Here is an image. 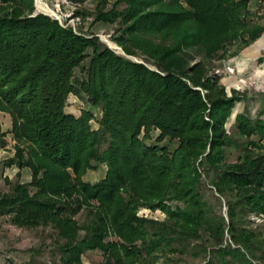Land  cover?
Instances as JSON below:
<instances>
[{"label": "trees", "instance_id": "16d2710c", "mask_svg": "<svg viewBox=\"0 0 264 264\" xmlns=\"http://www.w3.org/2000/svg\"><path fill=\"white\" fill-rule=\"evenodd\" d=\"M251 1L114 0L107 9L109 0H100L93 22L117 24L116 43L152 69L35 13L34 0H0V112L15 141L0 165L31 173L28 182L4 178L0 216L19 229L52 228L58 264H83L82 255L95 251L103 264H179L184 256L264 264L261 233L245 226L251 214L264 218V112L253 118L245 104L234 113L245 97L226 95L213 62L264 33ZM70 95L78 113L67 110ZM83 104L101 110L96 128ZM4 136L0 124V149ZM228 149L239 151L234 160ZM199 157L216 198L226 200L227 221L203 198ZM100 165V180L83 178ZM142 206L165 218L137 216ZM83 208L89 220L80 225ZM225 233L233 246L224 245Z\"/></svg>", "mask_w": 264, "mask_h": 264}, {"label": "rangeland", "instance_id": "374dc122", "mask_svg": "<svg viewBox=\"0 0 264 264\" xmlns=\"http://www.w3.org/2000/svg\"><path fill=\"white\" fill-rule=\"evenodd\" d=\"M100 0H86L85 2L78 4L71 0H34L35 13L45 14L52 19L56 20L62 26L71 27L75 32H81L88 37L97 36L99 40L116 52L130 60L144 63L148 67L155 69V67L145 61L144 58L134 55H126L121 46H119L114 40L116 34L117 24H108L103 22H93L95 16V9ZM114 0H109L110 8L111 3ZM258 0H252L249 4V12L254 16V23L264 25V5H259ZM257 10H260V15L257 19ZM106 39V40H105ZM111 42L115 47L107 44ZM119 47V48H118ZM117 49V50H116ZM120 49V50H118ZM90 52V49L88 50ZM237 52L236 54H234ZM221 53V51L219 52ZM264 54V33L258 40L254 41L247 47L238 50L236 45L229 47L225 57L220 60L213 61L218 65L216 68H223L224 65L234 66L236 73L234 76H228L223 74L220 79V84L225 87L227 96H231L232 92L242 94L245 99L236 103L234 107V113H239L243 110L246 104L249 107V113L251 117L255 118L257 113L264 112V62L257 63V59ZM80 72L77 71V74ZM67 110L73 113H78L79 101L75 96L70 95L67 100ZM74 106V107H71ZM83 108L90 109L93 114V120L91 125L93 128L97 127V121L100 119L102 112L99 108H91L88 105L83 104ZM233 114V113H232ZM264 118V114L262 115ZM234 117L231 115L225 123V128L228 132L233 129ZM0 124L4 132V138L6 145L0 149V158L6 159L12 157L14 154L15 141L10 135L11 121L7 114L0 112ZM158 136V131H151V140L154 142ZM163 145H166L170 151L176 147V142L163 141ZM106 147V144L100 146V151ZM239 151L228 149L226 158L228 160H234ZM199 157L196 161L197 172L200 173V190L203 198L212 205L218 213H220L225 220H228V208L225 198L221 197L219 200V193L217 192L213 184V174L207 171V167L200 165ZM106 167L100 165L95 171H89L83 178L89 182H96L103 177ZM209 172V173H207ZM30 170L27 168L18 169L16 166L4 167L0 165V190L1 192H7L8 186L5 184L4 178L6 177L10 182H28L30 180ZM215 197V198H214ZM136 215L143 218L152 217L154 219L163 220L165 215L159 209L151 210L148 207H139ZM75 218L80 225L85 224L89 220L88 212L83 208ZM250 224L245 225L246 228L256 232H260L259 245L257 242L254 244L257 249V245L260 250H264V218L255 214H251L249 217ZM81 236L84 231L80 232ZM225 242L234 245L230 239L228 233H225ZM56 233L50 228L39 227L37 229H18L8 224L6 216H0V264H58L59 253L56 249ZM210 249L211 245H207ZM31 250V251H30ZM257 254V250H256ZM209 253L205 254V261L209 257ZM83 264H103L102 257L99 252H87L82 255ZM255 264H259L256 259L253 260ZM203 260H193L188 256H184L179 264H201ZM158 264L161 263V260Z\"/></svg>", "mask_w": 264, "mask_h": 264}, {"label": "built area", "instance_id": "2783aa9c", "mask_svg": "<svg viewBox=\"0 0 264 264\" xmlns=\"http://www.w3.org/2000/svg\"><path fill=\"white\" fill-rule=\"evenodd\" d=\"M214 73L219 74V75L225 74L228 76H234L236 73V70H235L234 66L227 64V65H224L223 68H221V69L216 68L214 70Z\"/></svg>", "mask_w": 264, "mask_h": 264}, {"label": "bare ground", "instance_id": "6f19581e", "mask_svg": "<svg viewBox=\"0 0 264 264\" xmlns=\"http://www.w3.org/2000/svg\"><path fill=\"white\" fill-rule=\"evenodd\" d=\"M39 1V0H38ZM106 40V39H105ZM108 43L107 44H109L110 46H112V47H115V45L114 44H112L111 42H109V41H107ZM119 48V47H118ZM117 50V49H116ZM118 50H120V49H118Z\"/></svg>", "mask_w": 264, "mask_h": 264}, {"label": "crops", "instance_id": "0c3cea01", "mask_svg": "<svg viewBox=\"0 0 264 264\" xmlns=\"http://www.w3.org/2000/svg\"><path fill=\"white\" fill-rule=\"evenodd\" d=\"M258 39H259V38H258ZM258 39H257V40H258ZM257 63H258V59H257ZM258 64H259V63H258ZM86 175H88V174H86ZM86 175H85V176H86ZM12 227H13V226H12ZM14 228H16V227H14ZM18 229H19V228H18Z\"/></svg>", "mask_w": 264, "mask_h": 264}]
</instances>
